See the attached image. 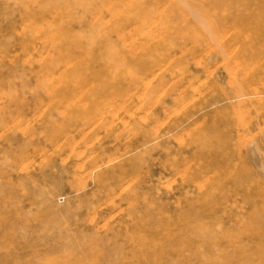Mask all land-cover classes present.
I'll return each mask as SVG.
<instances>
[{"label":"rangeland","instance_id":"1","mask_svg":"<svg viewBox=\"0 0 264 264\" xmlns=\"http://www.w3.org/2000/svg\"><path fill=\"white\" fill-rule=\"evenodd\" d=\"M262 26L264 0H0V264H264V102L221 101L264 89Z\"/></svg>","mask_w":264,"mask_h":264},{"label":"bare ground","instance_id":"2","mask_svg":"<svg viewBox=\"0 0 264 264\" xmlns=\"http://www.w3.org/2000/svg\"><path fill=\"white\" fill-rule=\"evenodd\" d=\"M159 1V0H158ZM154 4V3H153ZM135 6H136V4H135ZM142 9V8H141ZM143 11H145V9H144V7H143ZM153 11V10H152ZM151 11V12H152ZM147 12H149V11H147ZM141 13H143V12H141ZM227 25H229V24H227V22H222L221 24H219V26H220V28L221 29H226L227 28ZM229 27H230V25H229ZM249 29H246L245 30V32L247 31V36L249 37V38H253L254 40H258L259 42L261 41V42H263L264 43V26H262V27H258V28H255V29H250L249 31H248ZM224 32V31H223ZM243 34H246V33H243ZM223 38V37H222ZM243 38V37H242ZM241 38V39H242ZM251 38V39H252ZM247 41V40H246ZM245 41V42H246ZM219 42V41H218ZM247 42H249V41H247ZM244 43V42H243ZM219 44V43H218ZM236 44H237V42H236ZM217 46V45H216ZM236 46H238V45H236ZM235 46V47H236ZM230 47H231V45H230ZM262 47H264V45L262 46ZM229 48V47H228ZM220 49V48H219ZM248 49V48H247ZM261 49V48H260ZM260 49H258V50H260ZM253 51H254V49H252ZM222 53V52H221ZM252 53V52H251ZM255 53V52H254ZM209 55V54H208ZM207 55V56H208ZM227 57V56H226ZM261 57V56H260ZM229 58V57H228ZM257 62H259V61H257ZM157 64V61L153 64V65H148V66H146L145 67V69L144 70H146V71H153L154 70V66H157L156 65ZM259 66H260V64H259ZM243 69V68H242ZM244 70H246L247 71V74H248V70L247 69H244ZM254 70V69H253ZM261 71H264V69H262ZM150 74V73H149ZM148 74V75H149ZM250 74L252 75V77H254L255 75H257V72H250ZM249 75V74H248ZM147 76V75H146ZM156 77V76H155ZM241 77V76H240ZM240 77H238V78H240ZM232 78V77H231ZM242 78V77H241ZM259 79H261V78H259ZM232 80V79H231ZM234 80H236V79H234ZM243 80H245V79H243ZM263 80V79H262ZM262 80H260V81H262ZM237 81V80H236ZM198 82V81H197ZM238 82L240 83V81L238 80ZM247 82V81H246ZM263 82V81H262ZM232 83V82H231ZM244 83V82H243ZM258 83V82H257ZM197 84V83H196ZM233 84V83H232ZM235 84V83H234ZM245 84V83H244ZM241 85V84H240ZM254 85H257L256 83L254 84ZM245 86V85H244ZM237 87V86H236ZM202 89V88H201ZM245 89V88H244ZM243 89V87H241L240 88V90L239 91H237V92H235V94L232 96V97H223V99L221 100L222 102L223 101H226V102H228V103H231V102H238V103H244L245 101H247V102H252L251 101V97H256V102L257 103H263L264 102V89H260V90H258V88H257V90H254L253 92H247L246 91V89L244 90ZM85 94V93H84ZM223 95V94H222ZM83 97V96H82ZM218 97H220V96H218ZM217 97V99H219ZM214 100H212L211 102H213ZM210 102V103H211ZM220 102V101H219ZM219 102H217V100H216V102L215 103H219ZM212 104V103H211ZM224 104H225V102H224ZM227 104V103H226ZM248 104H250V103H248ZM213 105H214V103H213ZM246 105V104H245ZM217 106V105H216ZM219 106V105H218ZM224 106V105H223ZM227 106H228V104H227ZM214 108V107H213ZM219 108V107H218ZM218 108H217V110H218ZM216 109V108H215ZM216 110V111H217ZM150 141V140H149ZM148 143V142H147ZM147 143H144V145L145 144H147ZM103 167V166H102ZM245 189V188H244ZM23 239V238H22ZM119 241V240H118ZM125 247V246H124Z\"/></svg>","mask_w":264,"mask_h":264}]
</instances>
